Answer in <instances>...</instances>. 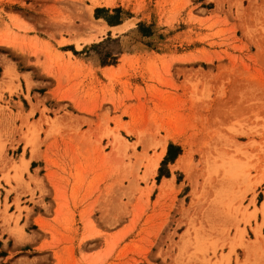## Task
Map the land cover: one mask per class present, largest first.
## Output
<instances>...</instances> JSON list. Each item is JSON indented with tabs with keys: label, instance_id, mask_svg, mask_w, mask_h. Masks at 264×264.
<instances>
[{
	"label": "rangeland",
	"instance_id": "rangeland-1",
	"mask_svg": "<svg viewBox=\"0 0 264 264\" xmlns=\"http://www.w3.org/2000/svg\"><path fill=\"white\" fill-rule=\"evenodd\" d=\"M0 264H264V0H0Z\"/></svg>",
	"mask_w": 264,
	"mask_h": 264
},
{
	"label": "bare ground",
	"instance_id": "bare-ground-1",
	"mask_svg": "<svg viewBox=\"0 0 264 264\" xmlns=\"http://www.w3.org/2000/svg\"><path fill=\"white\" fill-rule=\"evenodd\" d=\"M184 158L185 157H183L182 159L180 158L179 163H183ZM205 160H207V159H205ZM225 171H226L225 173L228 175V178L230 180H233V179H238V177L240 176V173L242 172V168H239L238 165H235V163H234V164L228 165V167H226ZM257 233L259 234V230L257 231ZM255 249H257V248L256 247L254 248V247L250 246L249 248H247V252L250 255H252V253L255 251Z\"/></svg>",
	"mask_w": 264,
	"mask_h": 264
},
{
	"label": "trees",
	"instance_id": "trees-1",
	"mask_svg": "<svg viewBox=\"0 0 264 264\" xmlns=\"http://www.w3.org/2000/svg\"><path fill=\"white\" fill-rule=\"evenodd\" d=\"M99 64L105 66L107 63L102 62V61H99ZM108 64H114V63L111 62V63H108ZM172 154H174V157L173 158H175L179 154V149L177 147H174L172 145H169L168 151H167V156L165 157L164 161L167 160L170 156H172ZM160 169H159V173H160Z\"/></svg>",
	"mask_w": 264,
	"mask_h": 264
},
{
	"label": "crops",
	"instance_id": "crops-1",
	"mask_svg": "<svg viewBox=\"0 0 264 264\" xmlns=\"http://www.w3.org/2000/svg\"><path fill=\"white\" fill-rule=\"evenodd\" d=\"M117 5V4H116ZM118 6V5H117ZM116 26V25H115ZM105 68H107V67H105Z\"/></svg>",
	"mask_w": 264,
	"mask_h": 264
}]
</instances>
